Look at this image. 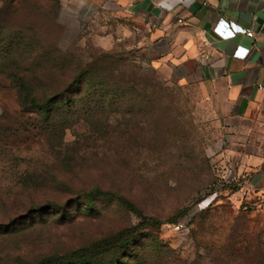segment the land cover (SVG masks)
Wrapping results in <instances>:
<instances>
[{
	"label": "rangeland",
	"instance_id": "rangeland-1",
	"mask_svg": "<svg viewBox=\"0 0 264 264\" xmlns=\"http://www.w3.org/2000/svg\"><path fill=\"white\" fill-rule=\"evenodd\" d=\"M30 4L0 7V264H74L139 227V244L80 264H264V192L227 188L226 126L201 83L155 59L132 13L65 27L54 1ZM56 91L58 115L37 112Z\"/></svg>",
	"mask_w": 264,
	"mask_h": 264
},
{
	"label": "crops",
	"instance_id": "crops-1",
	"mask_svg": "<svg viewBox=\"0 0 264 264\" xmlns=\"http://www.w3.org/2000/svg\"><path fill=\"white\" fill-rule=\"evenodd\" d=\"M5 1L38 8L30 4L37 0H0V7ZM47 1L56 3L57 23L65 27L90 25L108 12L135 15L150 32L155 59L197 79L215 106L226 126L221 161L232 180L247 185L241 193L264 192V0ZM220 20L251 28L254 36L222 39L213 30Z\"/></svg>",
	"mask_w": 264,
	"mask_h": 264
},
{
	"label": "trees",
	"instance_id": "trees-1",
	"mask_svg": "<svg viewBox=\"0 0 264 264\" xmlns=\"http://www.w3.org/2000/svg\"><path fill=\"white\" fill-rule=\"evenodd\" d=\"M5 3H7V6H3V8L5 7H12L11 3L9 1H5ZM9 4V5H8ZM1 31V29H0ZM62 91H56L52 96H47L45 98H42L38 101H36V110L37 112H44L45 116L51 117V116H55L57 114V110L55 108V105L57 103L56 100L61 99L62 96ZM106 104V105H104ZM100 105L98 108V112H100V110L102 111H107L109 110V104L108 103H101L98 104ZM56 113V114H55ZM58 115V114H57ZM227 188H230V186H227ZM232 191H237L240 188L238 186H232L230 188ZM87 193V192H86ZM107 192H104L102 190H100L99 188H96L95 190L89 191V193H87L86 195L91 196V198L89 199V204L92 203L93 199L96 196H101L104 197L106 195ZM88 196V197H89ZM53 209V208H51ZM37 211H40L37 210ZM145 221H143V224L145 223V228L143 229H156L158 226L161 225L162 222H159L155 219H144ZM147 220V221H146ZM141 227L139 228H128L123 232H119L118 235L116 234V236H114V238L112 239H108L106 240L107 245H102V244H98L96 243L95 245L91 246L89 249L87 248V250L85 252H83V255L80 254V252L77 254V258L72 260L74 264H80L82 262H86L88 261L89 257H92L93 255H96L98 253L101 252H113V254H115L116 252H119L120 250H124V248H129L131 245H135V244H139L140 243V238L137 239V233L140 231ZM111 240V241H110ZM140 255V254H139ZM69 257H56V258H52L49 260V262L51 264H71L69 262H66Z\"/></svg>",
	"mask_w": 264,
	"mask_h": 264
},
{
	"label": "built area",
	"instance_id": "built-area-1",
	"mask_svg": "<svg viewBox=\"0 0 264 264\" xmlns=\"http://www.w3.org/2000/svg\"><path fill=\"white\" fill-rule=\"evenodd\" d=\"M214 32L221 37L222 39H231L236 37L237 34H245L248 37H253L254 36V31L251 28H244L242 26L231 24L224 22L223 20H220L216 26L213 28ZM227 186H238L241 190L243 187V183L239 180H232V181H226ZM243 195H247V191L242 192ZM217 192L214 191L210 193L205 199H203L199 204L198 207L199 209H203L207 206H209L212 201L216 198ZM176 228L179 230H183L186 228L185 222H179L176 224Z\"/></svg>",
	"mask_w": 264,
	"mask_h": 264
}]
</instances>
